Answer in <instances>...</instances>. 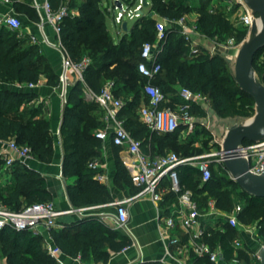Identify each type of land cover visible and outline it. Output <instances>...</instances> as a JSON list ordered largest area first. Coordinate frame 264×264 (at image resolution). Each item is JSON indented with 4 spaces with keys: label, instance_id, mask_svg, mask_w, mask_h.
I'll return each mask as SVG.
<instances>
[{
    "label": "trees",
    "instance_id": "trees-1",
    "mask_svg": "<svg viewBox=\"0 0 264 264\" xmlns=\"http://www.w3.org/2000/svg\"><path fill=\"white\" fill-rule=\"evenodd\" d=\"M48 1L54 10H58L62 4L69 6L70 13L63 24L62 40L74 61H80L84 56L91 58V65L85 74L87 87L98 93L107 82L112 81L117 97L118 87L133 93L120 117L124 119L125 127L132 136L142 142L144 151L152 156H161L169 153H163L165 149H180L181 145L176 140L181 127L173 134H160L144 125L138 115L142 99L145 98V103L147 102L143 94L147 80L139 73L138 64L144 43H153L158 35L157 19L148 14L141 16L137 24L132 29L129 28V32L122 29L124 36L116 42L108 30L102 0ZM13 2L17 13L22 8L27 12L24 15L35 22L39 20L36 9L21 4L18 0ZM148 2L151 10L161 19L178 20L189 11H197L199 17L196 25L200 33H210L216 27L227 29L231 26L228 14L209 9L208 3L191 7L183 0ZM76 10L79 11L78 15L74 12ZM242 36L246 37V33ZM13 37L15 34L6 27L0 29V82L36 84L42 75H46L50 86H58L59 76L51 71L48 60L39 47L31 45L20 49L26 38L19 37L14 41ZM174 42L177 43L174 45ZM256 59V77L264 84V71L257 67ZM159 61L162 70L153 83L162 89L169 100L165 106L175 108L182 103L177 87L184 86L193 92L202 93L209 100L210 106L217 108L223 117L246 118L256 114L254 99L235 82L228 60L202 49L200 55L190 58L189 48L183 37L172 28L167 30ZM85 90L86 86L81 82H77L70 90L60 131L65 152L63 175L66 179L75 180L67 186V192L76 209L112 202L108 188L95 179L93 171L88 170L89 164L101 155L100 140L95 137L94 132L102 124L94 116V112L101 108L97 103L85 99ZM34 96V93L27 91L0 89V140H15L19 145L29 146L36 160L51 163L54 160L55 147L50 122L40 116V107L29 106L21 110V106ZM191 114L201 116L205 114V109L193 105ZM149 137L152 138L151 141ZM248 143L251 142L246 141L244 144ZM221 166L220 176L216 177L211 165L212 177L206 183L202 181V174L197 167L181 166L178 173L182 189L193 192V199L199 204L200 210L207 208L210 198L216 201L218 209L226 213H231L237 202H242L243 210L238 216L240 223L257 224L259 239L264 244V198L243 191L229 176L226 168ZM51 200L48 181L40 172L21 162L7 168L0 161V205L19 211L25 206ZM82 222L90 223L86 243L95 248L94 257L97 260H107L108 253L103 251L106 247L121 251L130 244L128 238L110 231L96 216L90 215ZM219 225L221 228L209 230L211 237L207 238V242L212 246L221 245L225 250L226 260L229 261L234 256L231 244L235 239L241 238V228H232L222 221ZM246 247L250 249L247 244ZM240 255L245 262L250 261L245 252ZM0 257L5 258L6 264H58L48 254L43 237L32 231H17L10 227L0 231ZM196 262L211 264L202 259Z\"/></svg>",
    "mask_w": 264,
    "mask_h": 264
},
{
    "label": "built area",
    "instance_id": "built-area-1",
    "mask_svg": "<svg viewBox=\"0 0 264 264\" xmlns=\"http://www.w3.org/2000/svg\"><path fill=\"white\" fill-rule=\"evenodd\" d=\"M0 1L9 6L8 13L0 14V29L6 27L10 31L19 34V37H23L21 33L24 25L15 12L13 0ZM137 2V6L126 9L124 0H115V9H118L117 3L122 4L121 12L114 16L115 23L121 30L123 29L122 25L125 22V18L134 19L140 16L139 10L144 11L145 7H143L142 0H137ZM225 2L228 4L229 13L237 16L238 22L248 29L249 34L255 24L259 27L261 26L259 16L253 12L244 0H225ZM33 5L39 15V20L35 22L38 33L30 35L29 40L33 44L49 46L61 53L62 67L59 73L58 91L63 104L66 105L68 103L72 78L75 79L76 83L81 82L84 84L86 86L85 98L89 101L93 100L99 105L104 112V120L108 123L105 129L95 134V137L102 141L111 139L114 146L124 149L130 156V160L126 162V165L131 174L132 184L139 191L131 199L115 201L110 204L116 208V212L112 215L116 227L120 230H127L129 223L127 203L129 201L141 197H150L153 202H160L163 198L162 183L167 178L171 183V191L179 196L181 209L178 214L168 216L164 220L161 235L164 238H168V244L165 257L157 264H169L167 259L174 258V251L184 252L186 254L185 258L188 260L194 256L211 264H261L262 258L258 253L264 247V244L259 239L257 224L242 225L240 223L238 216L243 210L242 202H237L231 213H223L222 210L218 209L214 199H210L207 204L205 217L223 218V222L232 228L243 229L256 245V247L252 248L250 246V249H248L241 238L235 239L231 244L234 256L228 261L226 260L225 250L221 245L212 246L207 242V238L211 237L209 230H217L219 228H206L201 224L200 219L203 215L199 204L193 199V193L190 190L182 189L178 169L184 165L197 167L202 174V181L206 183L212 177V161L210 158L214 155L181 157L175 152H169L161 156H152L146 153L142 142L132 136L125 127L124 120L119 118V114L125 104L115 95L114 82H107L98 93L88 88L85 74L91 65V58L84 56L80 61L76 62L65 47L62 40V29L64 21L70 13L69 6L62 4L58 10H54L48 0L44 4H39L37 0H33ZM148 16L157 19L156 29L159 41H165L167 30L172 28L183 37L189 48L190 58L200 55L199 37H201V34L196 22H191L186 16L178 20L158 19L154 13H149ZM48 26L54 31L55 37L53 39L47 34L46 28ZM162 50L163 45L157 48L151 42H146L142 46L138 70L147 80L143 88V94L147 102L140 106L138 110L139 119L150 130L160 134H173L184 123L187 124L190 131H193L196 124V120L191 114L193 105L205 108L210 105V102L202 93H196L189 88L183 87L179 90L182 103L175 106V108L165 106L169 100L162 89L153 83L162 70V65L159 61V54ZM15 84L19 89H34L38 85V83ZM239 155L248 161L250 172L257 175L264 174V140L257 143L244 144L239 151ZM224 159L225 156L222 154L219 162L225 167ZM32 160H35L32 149L26 145H19L15 140L4 142L0 148V161H3L7 168L12 167L16 162L27 165ZM89 167L95 172L98 181L103 182L106 180V176L101 173L102 165L99 162H91ZM93 208H81L78 209V212L81 215L87 214ZM73 211L72 209L60 211L52 201L28 205L19 211H12L8 207L0 205V231L10 227L17 231H32L38 234L42 229L51 230L57 227L58 219ZM178 229L187 234V244L182 243L179 237L171 235ZM46 248L52 258L60 260L63 251L59 246L47 243ZM241 252H245L249 256L250 261L248 263L241 258ZM179 264L185 263L180 261Z\"/></svg>",
    "mask_w": 264,
    "mask_h": 264
},
{
    "label": "crops",
    "instance_id": "crops-1",
    "mask_svg": "<svg viewBox=\"0 0 264 264\" xmlns=\"http://www.w3.org/2000/svg\"><path fill=\"white\" fill-rule=\"evenodd\" d=\"M37 1L39 4H44L46 2V0ZM18 2L24 1L18 0ZM134 3L137 4H133V6L138 5L137 0H134ZM200 5L202 4L195 5L194 7H199ZM8 12L9 6L0 1V14H6ZM149 13H154L156 17L160 19L158 14L152 10ZM18 14H20L19 16L21 18H19L22 20L24 25L21 33L23 37L29 39L30 35L37 34L38 29L35 21L24 14L19 12ZM185 16L191 22H196L199 14L197 11L193 10L192 13L186 14ZM46 31L52 39L55 37L54 31L50 26L46 28ZM120 31L122 32L121 28ZM200 39L202 38L199 37L200 48H202V42ZM30 43L39 47L42 55L48 60L51 71L59 76L62 67L61 53L49 46L33 44L32 42ZM75 84V79L72 78L70 90ZM0 89H11L15 91H27L34 93L35 96L32 100L28 103H24L21 106V110L35 104V107H40L41 109L40 116L48 120L51 124L55 147L54 160L51 163H45L35 159L29 161L27 165L40 172L47 179L48 187L52 194L51 201L54 202L58 210H74L72 213L61 216L57 221V227L51 230L42 229L40 233L36 234L43 237L45 247L47 243H52L62 248L63 254L60 256V260H56V262L58 264H157L160 262L165 257L166 246L168 244V238H164L161 235L164 220L168 216L178 214L181 209L178 194L172 192L170 189V181L166 178L162 183L161 188L163 190V198L160 202H153L150 197H141L139 199L129 201L127 203L129 212L127 230L118 229L115 225L114 219L112 218V215L116 212V208L110 204L115 201L131 199L138 193L139 190L131 182V174L128 166L126 165V162L130 160V156L127 151L114 146L111 139H107L105 141L100 140L101 155L94 161H97L102 165L101 173L106 176V180L103 182L98 181L96 179V174L95 179L108 188L112 202L95 206L88 212L89 214L85 213L81 215L78 212V209L74 208L72 205L67 192V186L69 184H73L75 180L72 178L66 179L63 175L65 152L60 131L66 105L63 104L61 98L59 97L58 86H50L48 84L47 76L42 75L37 87L34 89H19L16 87L15 83L6 84L2 82H0ZM117 94L118 98L121 99L125 105L127 101L131 100L133 97V93L128 92L123 87H118ZM87 101L96 103L93 100ZM144 103L145 98L142 99V105ZM120 115L121 112L119 114V118L122 119ZM94 116H96L102 124V127L94 132L95 135L98 131L105 129L108 123L104 120V112L102 109L96 110L94 112ZM4 142L6 141L0 140V148L3 146ZM88 170L93 171L90 167H88ZM201 212L203 216L200 219V222L204 227L221 228L219 223L221 221L223 222V218L216 219L212 216L205 217L207 208L201 210ZM223 213L226 212L223 211ZM90 215L98 217L100 223L108 227L110 231L128 238L130 240V244L121 251H113L106 247L103 251L108 253L107 260L95 259V248L91 244L86 243L88 240V224L90 223L82 222L83 219L90 217ZM171 235L179 237L184 244H187L188 242L187 234L181 229L173 232V234L171 233ZM241 239L252 248L256 247L251 237L243 229H241ZM185 256L186 254L184 252L174 251V258L167 259V261L169 264H179L180 261L185 264L199 263L196 262L198 261L196 257L193 256L192 259L188 260ZM2 264H6L5 258L3 259Z\"/></svg>",
    "mask_w": 264,
    "mask_h": 264
},
{
    "label": "rangeland",
    "instance_id": "rangeland-1",
    "mask_svg": "<svg viewBox=\"0 0 264 264\" xmlns=\"http://www.w3.org/2000/svg\"><path fill=\"white\" fill-rule=\"evenodd\" d=\"M24 2H20L21 4L28 5L29 7H33V3H31L30 0H22ZM184 3L193 7L195 5L199 4H207L208 8H213L216 11H221L222 13L228 14V19L231 23V26L227 29H220L216 27L212 32L210 33H204L201 32V38L200 41L202 42V51L207 50L210 51L216 55H219L226 60H231L232 63L231 66V72L232 77L234 78V63L236 60V57L238 55L239 49L243 45L245 41H247L250 37L248 29L243 27L239 22L236 15L230 14L228 10V4L225 2V0H184ZM134 0H124V6L126 9H128L130 6H133ZM150 4V2H149ZM102 6L104 11L106 12V21L108 30L113 37V39L116 42H119L124 34L120 31V27L115 23L114 16L121 12V9H115V0H102ZM135 7V5L133 6ZM35 9V8H34ZM151 11V6H147L144 8V15L148 14ZM18 12L21 14H27V12L19 8ZM75 14L78 15L79 11H74ZM192 13V11H189L187 14ZM17 16L20 14L17 13ZM20 17V16H19ZM21 18V17H20ZM141 16L135 17L134 19H129L128 17L125 18V21H128L129 28L132 29L137 22L140 20ZM261 26H258V29H260ZM15 34V37H13L14 41L19 38L18 34L12 32ZM246 33V37H243L242 34ZM127 40H130V37L126 36ZM26 38V37H25ZM27 39V38H26ZM23 41V43L20 46V49L27 48L31 46L32 44L27 39ZM153 43L157 46V48L162 47V45L166 42L165 41H159L158 35L155 39H153ZM168 41V40H167ZM177 42H174V45ZM92 59H94V56H91ZM264 49L259 52V55L256 59V65L257 67L261 68L264 71ZM184 86H178L179 90L183 88ZM35 106V104L31 105ZM205 114L198 116L195 114H192L196 120L195 128L193 131H190L187 127V124L181 125V131L179 134V138L176 140L177 143H180V149L179 148H169L165 149L163 153L165 152H178L181 156H192V157H202V156H208V155H214L210 159L212 161L213 166V172L216 177H219V171L221 170V163L219 160H221L222 157V149H223V143L226 138V134L228 130L233 126L234 124H251L254 119L255 115L251 117H223L217 108H213L210 105L206 106L205 108ZM149 131V130H148ZM147 133V132H146ZM142 139V137H140ZM181 139V140H180ZM152 138L149 137V141H151ZM230 176V174H229ZM3 257H0V264L3 263Z\"/></svg>",
    "mask_w": 264,
    "mask_h": 264
},
{
    "label": "water",
    "instance_id": "water-1",
    "mask_svg": "<svg viewBox=\"0 0 264 264\" xmlns=\"http://www.w3.org/2000/svg\"><path fill=\"white\" fill-rule=\"evenodd\" d=\"M261 20L252 27L250 37L239 49L234 63V80L240 88L250 95L256 103V115L251 124H234L228 130L223 143L222 154L224 164L232 179L238 183L243 191L255 197L264 198V174L257 175L249 171L248 161L239 155L240 149L246 141L257 143L264 140V84L255 73L254 62L261 50L264 49V0H244ZM143 7L149 6L148 0H142ZM122 9V4L117 3ZM139 15L143 16L142 10ZM129 23L122 25L124 32H129ZM231 64L232 61L229 60ZM261 264H264V247L260 249Z\"/></svg>",
    "mask_w": 264,
    "mask_h": 264
}]
</instances>
